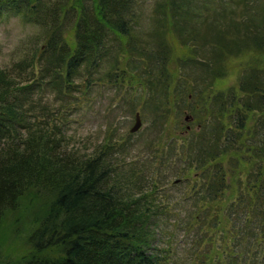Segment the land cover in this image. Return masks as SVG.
I'll use <instances>...</instances> for the list:
<instances>
[{
  "label": "trees",
  "instance_id": "1",
  "mask_svg": "<svg viewBox=\"0 0 264 264\" xmlns=\"http://www.w3.org/2000/svg\"><path fill=\"white\" fill-rule=\"evenodd\" d=\"M131 5L132 0H0V21L7 14L18 15L50 35L44 51L37 46L21 60L17 76L0 68V264L171 263L169 248L164 254L151 249L162 214H158L154 193L144 192L147 185L136 175L138 170L129 165L120 173L104 154L105 149L108 155L112 153L110 147L90 156L68 151L62 118L29 116L32 109L27 107L31 94L43 83L61 93L72 89L76 77L90 73L85 65L97 69L109 56L108 34L119 37L130 32ZM67 16H76L74 45L63 36ZM211 65L208 62L206 69H213ZM36 67L41 75L32 82ZM202 85L199 93H193L197 105L206 104L209 110L213 105L208 82ZM240 92L252 93L257 99L244 109L249 112L246 118L264 115V81L258 75L243 83ZM236 106L234 100L228 112H216V125L199 130L196 140L189 141L188 149L193 143L199 147L193 159L200 164L203 158L209 162L199 169L203 189L211 194L203 205L209 210L212 204L220 207L211 217L223 237L221 247L200 253L193 264H245L250 257L252 264H264V205L260 199L261 195L264 199V141L259 146L256 129L234 116ZM231 182H243L256 194H238ZM224 195L225 200L219 199ZM235 205L239 207L234 209ZM239 210L242 223L235 229L230 216Z\"/></svg>",
  "mask_w": 264,
  "mask_h": 264
},
{
  "label": "rangeland",
  "instance_id": "2",
  "mask_svg": "<svg viewBox=\"0 0 264 264\" xmlns=\"http://www.w3.org/2000/svg\"><path fill=\"white\" fill-rule=\"evenodd\" d=\"M131 6L130 32L119 37L108 34L109 56L104 62L97 69L85 65L90 73L76 77L71 90L56 93L49 89L51 84L43 83L31 94L29 116L62 118L68 151L90 156L110 147L112 153L108 155L105 149L104 154L120 173L129 165L138 170L136 175L147 185L144 192L154 193L158 214H162L151 249L164 254L169 248L172 264H193L200 253L221 247L223 237L211 217L220 207L211 203L209 210L203 205L211 194L203 189L199 169L209 162L203 158L200 164L193 159L199 147L193 143L188 149L189 141L196 140L199 130L214 127L219 118L216 112H228L234 100V116L256 129L259 146L264 141V115L245 117L257 99L251 92H240L243 83L254 76L264 81V0H132ZM66 18L64 40L74 45L76 16ZM49 36L42 27L7 14L0 21V68L17 76L21 60L37 46L44 51ZM208 62L213 69H206ZM40 75L36 67L30 80H38ZM204 81L213 105L209 110L206 104L197 105L193 93H199ZM216 94L221 98L212 103ZM255 107L264 110V101ZM137 113L143 124L133 134L130 130ZM186 116H193L194 122L187 123ZM229 185L243 196L256 194L243 182ZM219 199L225 200V195ZM260 199L263 206V195ZM248 203L247 199L246 208ZM241 210L230 216L235 229L242 223ZM225 226L230 229L232 225ZM253 261L250 257L245 264Z\"/></svg>",
  "mask_w": 264,
  "mask_h": 264
},
{
  "label": "water",
  "instance_id": "3",
  "mask_svg": "<svg viewBox=\"0 0 264 264\" xmlns=\"http://www.w3.org/2000/svg\"><path fill=\"white\" fill-rule=\"evenodd\" d=\"M185 121H186L187 123H189V122L194 121V118H193V116H186V117H185ZM142 124H143V122H142L141 115H140L139 113H137V114H136L135 124H134V126L131 128L130 132L133 133V134L139 132V130H140L141 127H142ZM187 128H188L187 130H190V129H191V126H188Z\"/></svg>",
  "mask_w": 264,
  "mask_h": 264
},
{
  "label": "flooded vegetation",
  "instance_id": "4",
  "mask_svg": "<svg viewBox=\"0 0 264 264\" xmlns=\"http://www.w3.org/2000/svg\"><path fill=\"white\" fill-rule=\"evenodd\" d=\"M194 121H192L191 123H193Z\"/></svg>",
  "mask_w": 264,
  "mask_h": 264
}]
</instances>
